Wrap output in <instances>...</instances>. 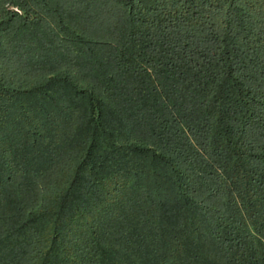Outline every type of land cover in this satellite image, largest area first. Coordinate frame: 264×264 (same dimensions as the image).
I'll list each match as a JSON object with an SVG mask.
<instances>
[{"label":"trees","instance_id":"1","mask_svg":"<svg viewBox=\"0 0 264 264\" xmlns=\"http://www.w3.org/2000/svg\"><path fill=\"white\" fill-rule=\"evenodd\" d=\"M0 264H264V0H0Z\"/></svg>","mask_w":264,"mask_h":264}]
</instances>
